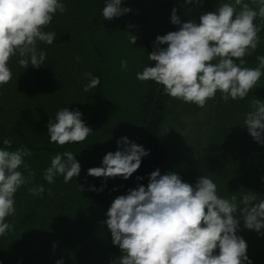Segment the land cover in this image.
<instances>
[{"label": "trees", "instance_id": "16d2710c", "mask_svg": "<svg viewBox=\"0 0 264 264\" xmlns=\"http://www.w3.org/2000/svg\"><path fill=\"white\" fill-rule=\"evenodd\" d=\"M65 3L67 10L56 14L45 29L57 33L51 45L41 44L45 65L24 69L13 58L12 79L0 87V137L13 140L12 150L21 145L31 149L25 160L35 173L32 184L45 187L39 196L28 192L32 185L15 194V214L6 218L11 230L0 236V264H55L61 258L63 264H108L120 252L103 223L106 211L116 196L138 183L146 185L156 168L162 174L175 171L192 184L208 175L226 197L247 190L264 195V145L240 123L252 100L264 101V75L246 98L224 101L217 93L204 107L170 97L155 82L136 78L153 63L148 53L155 37L176 30L170 22L173 7L182 21L199 22L201 12L213 10L217 0H203L200 5L124 0L121 6L130 11L110 20L101 15L103 0ZM129 32L136 37L135 44L130 43ZM259 35L260 46L244 58L245 66L255 67L256 56L264 54V30ZM121 60H127V68H121ZM85 72L100 77L89 92L83 89L88 82ZM67 106L79 109L93 130L84 141L58 145L49 141L47 124ZM201 112L206 116L197 125L203 126L198 130L203 138L189 139L182 118ZM125 136L150 150L139 168L126 180L88 175L87 169L100 166L103 156L116 151L117 140ZM64 150L75 154L81 171L68 183L59 176L49 184L43 180V170L51 156ZM239 234L247 242L252 264H264V235L243 228Z\"/></svg>", "mask_w": 264, "mask_h": 264}, {"label": "clouds", "instance_id": "9594fccd", "mask_svg": "<svg viewBox=\"0 0 264 264\" xmlns=\"http://www.w3.org/2000/svg\"><path fill=\"white\" fill-rule=\"evenodd\" d=\"M123 2L103 0V19L128 13L130 8L122 7ZM183 3L200 5L203 0ZM66 10L65 0H0V87L12 79L13 58L24 69L45 65L41 44L51 45L57 36L45 29L56 14ZM170 22L176 30L155 37L153 51L148 53L153 63L136 73L138 80H151L162 86L164 94L204 107L217 93L224 101L246 98L264 75V54L256 56L255 67L245 66L244 59L260 46L264 0H217L213 10L201 12L199 22L182 21L173 7ZM129 40L135 44L136 37L130 33ZM127 66V60H121V68ZM83 76L88 79L85 92L100 83V77L91 72ZM240 123L255 142L264 145V101L252 100ZM92 130L81 111L69 106L58 109L47 124L49 141L58 145L84 141ZM12 144V139L0 137V236L11 230L6 218L15 214L17 191L24 185H32L28 192L34 196L45 191L43 184H32L35 173L25 160L31 149L21 145L12 150ZM149 151L120 137L117 150L108 151L101 165L88 168L87 174L126 180ZM80 171L75 154L64 150L50 157L42 176L49 184L59 176L68 183ZM78 186L81 191L83 186ZM105 216L103 223L120 252L108 264H252L239 232L243 228L264 235V195L247 190L226 197L208 175H200L192 184L175 171L162 174L156 168L148 174L146 185L138 183L116 196ZM55 264H63V259Z\"/></svg>", "mask_w": 264, "mask_h": 264}, {"label": "rangeland", "instance_id": "374dc122", "mask_svg": "<svg viewBox=\"0 0 264 264\" xmlns=\"http://www.w3.org/2000/svg\"><path fill=\"white\" fill-rule=\"evenodd\" d=\"M205 116H206V114L204 112H201V114L198 117H191V118H184L183 117L182 118L183 121L185 122L184 127L188 133L189 139L191 138L193 140V137H195L196 141H198V140L203 138V135L198 133V130L200 128L203 129V126H198L197 123H198L199 119L204 120ZM186 136H185V138H183V141L186 139ZM185 142H187V144H188L187 140H185ZM185 142H184V144H185ZM176 143H177V141H176Z\"/></svg>", "mask_w": 264, "mask_h": 264}]
</instances>
